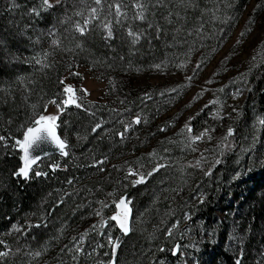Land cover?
<instances>
[{
	"label": "trees",
	"instance_id": "obj_1",
	"mask_svg": "<svg viewBox=\"0 0 264 264\" xmlns=\"http://www.w3.org/2000/svg\"><path fill=\"white\" fill-rule=\"evenodd\" d=\"M119 1L102 0L99 17L109 16V5ZM232 1L160 0L158 3L142 0L146 3L145 19L134 21L130 29L143 35L133 44L123 23L115 26V37L111 39H106L97 27L83 34L74 29L72 23L79 20L75 13L87 11L92 0L86 4L72 0L69 5L63 2L47 10L41 0H0V136L5 137L0 146V241H3L0 252L8 253L0 258V264H27L34 257L47 259L49 264H76L66 255L67 246L58 241L62 234L57 233L58 227L64 226L71 217L67 213L69 204L75 209L78 199L83 203L86 197L85 186H81L82 176L87 178L90 172H99L102 164H106L107 154L127 153L129 143L119 135L126 129L122 121H126L123 116L127 114L121 105L117 110L105 103H97L91 110L72 107L63 117H67L68 130L64 132V126L60 127L69 143L68 155L46 158L32 170L28 180L15 174L23 166V152L16 141L23 140L27 128L35 125L32 114L44 111L51 100L63 94V77L70 65L78 60L94 63L101 67L96 70L106 75L111 85L116 83L115 87L122 88L127 66L134 67L143 61L144 64L160 63L194 44L205 46L207 37L216 38L221 24L215 18L225 13ZM124 8L132 11V3H125ZM135 15L132 20H136ZM66 18L70 19L63 22ZM199 29L205 35L198 34ZM158 68L161 66H155ZM250 78L249 100L233 119L229 140L221 145L219 154L211 155L205 172L197 176L189 173L186 179L173 171L171 164L165 167L158 163L159 167L145 174L131 176L128 173L125 180L121 177L122 181L112 176L116 185H110L115 192L120 190L127 202L131 200L133 211L132 230L123 233L118 226L113 242L105 241L110 261L158 264L162 257L176 259L179 254L175 253L183 239L177 237L174 226L185 218V211L190 210L192 222L195 223L196 217L210 232L204 245L207 250L214 249L216 264H254V252L264 247V165L250 171V179L245 184L248 191L243 196L248 205L236 214V228L243 232L240 237L245 242L240 244L238 238L233 251H224L216 245L217 238L229 232L221 233L217 227L219 205L238 187L237 181L231 182L236 164L241 162L244 151L252 150L251 145L243 147L244 135L248 129L252 128V132L258 129L248 124V118L256 112L264 121V65ZM123 101L134 105L137 109L133 111L143 115L148 111L145 106L140 108L145 101L138 99L136 89L127 91ZM129 118L126 125L130 123ZM97 122L102 127L93 132ZM192 124L193 134H196L197 122ZM261 129L264 141V123ZM73 147L76 151L83 149V155L70 154ZM263 153L264 149L260 151ZM44 165L41 171L45 175L36 176L35 171ZM140 175L145 176L144 182L135 184L133 181ZM98 185L105 183L100 182L95 188ZM70 190H76V194L64 197ZM197 192H202L203 197H195ZM165 200L172 203L166 205ZM235 210L233 206L232 212ZM27 226H31L34 235H24ZM196 227V234L200 235L199 225ZM115 242H119V247L113 250ZM223 244L225 248L228 246L226 241ZM27 249L30 253L26 255ZM37 252L39 256L35 255Z\"/></svg>",
	"mask_w": 264,
	"mask_h": 264
},
{
	"label": "rangeland",
	"instance_id": "obj_2",
	"mask_svg": "<svg viewBox=\"0 0 264 264\" xmlns=\"http://www.w3.org/2000/svg\"><path fill=\"white\" fill-rule=\"evenodd\" d=\"M71 1L49 0V3L55 7L63 2L69 5ZM118 3L127 18L113 14L103 19L97 13L98 18L93 19L90 9L99 6L92 3L87 11L82 12V16L78 15L79 20L72 25L79 23L86 28L84 33L97 27L106 36L107 29L101 25L110 21L115 37L117 24L123 23L126 30H129L134 21L138 20H132V15L138 11L137 0H120ZM125 3H132L133 10H125ZM215 19L221 24L216 38L207 37L208 43L205 46L194 44L187 51L160 63L144 64L143 61L134 67L127 66L124 82L121 84L123 87L119 89L115 87L116 83L111 85L110 79L100 70H96L101 67L94 63L82 60L72 63L63 77V94L58 99L51 100L44 111L32 114L34 122L42 115L57 116L54 123H57L59 129L64 126L63 131L66 132L67 117H63L70 113L72 107H76L63 104L67 99L64 89L71 87L83 109L91 110L95 104L105 103L111 109L117 110L121 105L122 110L127 113L123 116L126 121H122L125 125L130 116L128 130L123 129L126 134L125 143H129L125 150L127 153L107 154L106 164H102L99 172H90L87 178L82 176L81 186H85L86 197L83 203L78 199L75 209L69 204L67 213L71 217L66 219L65 227H58L57 233H62L58 241L67 246L66 255L69 254L70 260L76 264H113L107 253L108 243L105 241L111 244L114 240V230L119 225L111 217L122 211L119 200L123 196L120 195V190L114 191L112 186L115 187L116 183H113L112 176L122 181L121 177L125 180L129 170L145 174L149 169L159 167L161 164L158 163L165 167L171 164L170 168L186 179L190 177L189 173L197 176L201 171H206L211 163V155L216 152L219 154V148L233 133V119L241 113L249 100L250 77L264 65V0H234L228 5L227 11L217 15ZM85 20L91 22L85 25ZM117 20L120 22L117 23ZM196 32L204 34L201 29ZM45 33L48 37L51 36L47 31ZM155 66L161 68L155 69ZM131 89H136L138 99L145 101V105L140 107L145 106L148 109L145 115L133 111L136 107L123 101L124 94ZM252 114L248 118V124L258 129L254 132L252 128L248 129L243 140V147L251 145L252 150L244 151L241 162L236 164L237 170L231 182L237 181L238 187L226 201L222 199L219 205L217 227L221 233L226 230L229 232L218 237L216 245L224 251H233L238 238L241 240L240 244L245 242L240 237L243 232L236 228V214L248 205L243 196L248 191L245 184L250 179V171L264 165V153L260 154L264 149L262 120L258 113ZM137 115H141L139 117L142 119L139 125H135L133 120ZM62 118L63 122L60 123ZM193 121L198 125L196 134H193ZM186 128H191L192 131L188 132ZM197 136L200 139H189ZM76 149L71 148L70 154L82 156L83 149ZM45 166L37 171L42 172ZM100 182L105 185L95 188ZM65 188L69 189L70 186ZM75 191L70 190L64 197L71 198L76 194ZM195 197H203V193L197 192ZM163 203L170 205L172 202L165 200ZM130 204L131 200L128 201L129 208ZM233 206L236 208L235 213L232 212ZM130 209L129 232L132 230L133 211ZM185 212V218L177 221L174 226L177 237L183 239L177 251L179 255L176 259L162 257L158 264H216L214 249L207 250L204 245L210 232L196 217L195 223L192 222L190 210ZM196 224L199 225L200 235L196 234ZM30 228L31 226H27L25 233L23 232L26 237L27 233L34 235ZM223 241L228 242L226 248L223 247ZM29 253L27 249L26 255ZM253 258L254 264H264V247L263 250L260 247L255 251ZM27 264H49V260L34 257Z\"/></svg>",
	"mask_w": 264,
	"mask_h": 264
},
{
	"label": "snow or ice",
	"instance_id": "obj_3",
	"mask_svg": "<svg viewBox=\"0 0 264 264\" xmlns=\"http://www.w3.org/2000/svg\"><path fill=\"white\" fill-rule=\"evenodd\" d=\"M79 2L81 4H86L88 2V0H79ZM92 2L99 6L101 5L102 0H92ZM157 2L159 3L160 0H157ZM183 2V0H182ZM42 3V7L47 10L52 8L54 5L52 3H49V0H41ZM113 8L115 9L114 13H113ZM136 8L138 9L136 15L134 16V19H139V20H144L145 19V11H146V3L141 2V0H137L136 3ZM97 13H98V8L97 7H92L90 9V16L94 19V18H98L97 17ZM115 15L116 17H120L122 15L126 17V14L121 12V6L119 3H115L114 5H109V15ZM75 15H83L82 12H76ZM70 18H66L63 22H67V20ZM90 20H85V25L90 23ZM120 21L117 20V23H119ZM101 27L106 28L107 29V33H106V39H111L113 36V32H112V25L111 22H107L103 25H101ZM75 28L78 32L80 33H84L86 31V28L81 26L79 23H77L75 25ZM143 35V33L141 32H134L131 29L128 30L127 32V36L131 39V43L135 44L138 43L141 36ZM54 44H56V41H53ZM79 46V45H78ZM64 92L67 94V99H65L63 101L64 105H75L77 108L82 107V105L80 103L77 102V97H76V93L75 90L72 89L71 87H67L64 89ZM55 103V102H53ZM58 119L57 116L55 115H42L40 116L36 121L35 124L39 125L40 127H29L27 128L26 133L24 134L23 140H18L16 141L17 145L19 146L20 150L23 152V156L21 157V159L23 160V166L20 167L18 169V171L15 173L18 177L23 178L24 180H28L30 179L31 173H32V166L34 164H36V158L33 157L31 155V150L39 144L40 141L46 139V138H51L57 145L58 148H60L62 151L67 147L65 141L63 139H61L57 133H56V124L55 123H48L45 124L44 122H55ZM135 124L139 125L141 123V118L139 116L136 117ZM261 123H264V121H261ZM102 125L101 123L97 122L95 123L92 131L95 132L98 129H101ZM128 125H125V128L127 129ZM186 131L191 132L192 129L191 128H186ZM42 133H46L45 135H42ZM229 134H231V130H229ZM119 135L121 136V138H125V132H121L119 133ZM189 139H200L199 136L197 137H189ZM5 140V137L0 136V146H2V142ZM63 154L65 156L68 155V153L66 151H63ZM218 162V161H217ZM100 164L103 163V161L99 162ZM197 167L199 166V161H197ZM129 173L131 176H135L136 173L131 172V170H129ZM36 176H42L45 175V173H42L40 171H36L34 173ZM145 180V176L144 175H140L139 179H135L133 182L135 184H141L143 183ZM119 207L122 209V211L115 216L111 217L112 221H115L118 223L119 225V229L123 232V233H127L129 232V216H130V212L131 209L128 207V202L126 201L125 198H121L119 200ZM97 215H99V213H97ZM0 244H3V241H0ZM119 247V242H115L113 244V250L117 249ZM77 251H80V249H77ZM8 253L7 252H0V258H3L5 256H7ZM35 255L39 256L40 253L37 252ZM113 264H115V262L113 261Z\"/></svg>",
	"mask_w": 264,
	"mask_h": 264
},
{
	"label": "water",
	"instance_id": "obj_4",
	"mask_svg": "<svg viewBox=\"0 0 264 264\" xmlns=\"http://www.w3.org/2000/svg\"><path fill=\"white\" fill-rule=\"evenodd\" d=\"M45 124L48 123H54V122H44ZM56 124V133L57 135L63 139L67 145V147L63 150L66 151L68 153V147H69V143L67 140L64 139V137L61 135L59 126ZM32 127H40L39 125H34ZM42 135L46 136V133H42ZM63 151L57 147L56 143L49 137L46 138L42 141L39 142L38 145H36L32 150H31V155L33 157L36 158V164H34L32 166V169L35 168L37 165H39L43 160H45L46 158L52 156V155H61V156H65L63 154ZM175 255H177V252L175 253Z\"/></svg>",
	"mask_w": 264,
	"mask_h": 264
},
{
	"label": "flooded vegetation",
	"instance_id": "obj_5",
	"mask_svg": "<svg viewBox=\"0 0 264 264\" xmlns=\"http://www.w3.org/2000/svg\"><path fill=\"white\" fill-rule=\"evenodd\" d=\"M41 163H42V162H41ZM37 166H38V165H37ZM33 169H34V168H33ZM33 169H32V170H33Z\"/></svg>",
	"mask_w": 264,
	"mask_h": 264
}]
</instances>
